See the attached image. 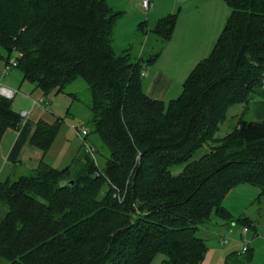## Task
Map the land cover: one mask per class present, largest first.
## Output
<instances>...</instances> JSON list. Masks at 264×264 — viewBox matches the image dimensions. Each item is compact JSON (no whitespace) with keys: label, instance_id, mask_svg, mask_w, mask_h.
Masks as SVG:
<instances>
[{"label":"trees","instance_id":"obj_1","mask_svg":"<svg viewBox=\"0 0 264 264\" xmlns=\"http://www.w3.org/2000/svg\"><path fill=\"white\" fill-rule=\"evenodd\" d=\"M224 1L230 13L209 55L181 94L162 102L141 84L158 53L138 62L114 53L121 12L106 0H0V62L14 58L22 80L44 97L83 80L85 137L109 151L102 170L84 155L61 170L43 164L0 182V264H149L157 254L162 264H201L207 244L199 232L213 225L212 211L233 220L221 205L227 193L250 183L264 199V122L239 117L214 137L229 107L264 87V0ZM174 23L175 14L152 30L166 41ZM22 119L0 96V140ZM60 124L39 120L30 143L47 152ZM76 163L75 179H65ZM234 222L250 226L247 217ZM251 258L250 250L231 252L224 264Z\"/></svg>","mask_w":264,"mask_h":264},{"label":"crops","instance_id":"obj_2","mask_svg":"<svg viewBox=\"0 0 264 264\" xmlns=\"http://www.w3.org/2000/svg\"><path fill=\"white\" fill-rule=\"evenodd\" d=\"M149 1L152 3L151 11L148 10L147 12L149 18L144 19L147 22V27L149 25L148 23H153L152 19H154L158 13V0ZM191 1L192 0H186L175 14L174 27L168 40L163 41L156 34L154 35L156 37L151 36L150 38V40H154L157 43L159 42L158 40L164 42L161 53L164 54L165 60H169V63L167 64L168 66L166 67H159L157 65L158 60H156V63L154 62L155 64H152L151 69L148 72L144 71V76L141 80L142 89L151 99L162 102L175 99L171 96L175 88L180 85L183 86L185 79L193 68L201 60L206 58L211 47L210 45L213 43L215 44L222 31V21L225 19L227 13L225 7H220L214 0H202L192 4L190 3ZM106 2L112 9L121 12V16L119 17L115 28L120 20L126 16L125 11L127 12L126 9H128L132 2H135L136 5L141 8V0H106ZM172 11L173 9L171 8L169 13H172ZM142 21L143 20H140V22L137 23L138 30L141 32L140 35H143L144 25L139 28V24H141ZM155 25L156 24H154V26ZM159 55L161 54L158 53V56ZM133 60L138 62L144 60V58L138 55L134 57ZM2 64L4 65V62H0V77L4 80V76L8 72L3 74ZM143 70H145V67ZM18 81L20 82L18 83ZM0 82L11 90H15L14 88L18 89L16 90L18 93L11 99L12 110L19 114L22 112L28 113V116L22 119L19 129H7L0 140V182L15 181L21 176L31 175L43 164L54 168V164L45 161L47 152L44 153L40 148L32 145L30 139L35 132L36 123L39 120L51 122L53 118H60L56 114L58 113L57 110L49 108V103L58 96H63L65 100L70 99L68 104L64 101L67 104L65 114L69 115V107L72 103L71 99H73L71 98L72 96L64 93L65 95L50 94L49 96L44 97L42 93L35 88L34 84L23 81L22 75H19V80L14 81V83L17 84L11 85L12 88L5 85L2 80H0ZM239 117H244L255 123L264 122V87L254 89L253 98L248 102L235 103L229 107L224 121L225 123L223 122L225 125L227 124L226 129L233 128ZM224 136L225 135L215 139H221ZM78 141L83 142L81 139H78ZM247 216L248 215L244 214L242 217ZM212 224L213 225L209 226L207 229H203V232L210 231L215 234L220 232V230L221 232H224L225 230L233 232V228L236 226H239L241 229L240 237L237 239V241L242 243L240 250H231L228 254L231 252L242 253L241 249L243 247V240L240 238L246 239L250 232L249 228H254L251 224L250 227H248L238 225L235 222L224 224L223 227L214 223ZM243 227H248L249 229L246 236H242ZM217 235L219 236V246L225 247L227 242L224 244L220 242V238L224 236H220L219 233ZM255 243V240L251 243L249 242L250 246L248 247V250L252 252V258L247 264H252L255 254L257 253L256 250L252 248Z\"/></svg>","mask_w":264,"mask_h":264},{"label":"rangeland","instance_id":"obj_3","mask_svg":"<svg viewBox=\"0 0 264 264\" xmlns=\"http://www.w3.org/2000/svg\"><path fill=\"white\" fill-rule=\"evenodd\" d=\"M199 1L202 0H192L190 3H197ZM214 1L220 7H225L227 11L226 17L222 21L223 25L221 26V28L223 29L226 19L229 16L230 9L228 6H226L224 0ZM185 2L186 0H158V13L154 17V19H152L153 23H148V27L146 26L147 22L144 20L149 18L147 16L148 11H143L142 8L138 7L135 2H132L131 5H129L128 9H126L127 12L125 11L126 16L122 20H120L119 24L114 29V39L112 43L114 53L120 55L127 52L133 58L140 55L142 58H144V60L149 56L159 53L161 55H159L156 59L158 60L157 65L159 67L168 66L167 64L169 63V60H165L164 54L161 53V50H163L162 48L164 42L158 40L159 42L157 43L154 40H150L151 36L156 37L154 36L155 33L152 31V29L154 28V24H157L158 21L162 18H166L170 15L176 14L179 8ZM171 8L173 9V11L172 13H169ZM140 20H143L141 23L142 25H144L143 35H140L141 32L138 30L137 23H139ZM141 24H139V26ZM213 45L214 43L210 45L211 47L209 49L208 55ZM152 64L145 66L144 71L148 72L151 69ZM19 75H21V73L13 68L4 76V80L1 79V77L0 80H2L5 85L12 88L11 85L17 84L14 83V81L19 80ZM20 81H18V83ZM14 89L18 90L17 88ZM181 91L182 85L176 87L171 95L172 98H177L181 94ZM64 93L74 95V97L73 95L71 97L73 99H71L72 103L69 107V115L65 114V109L68 102H70V99L65 100L63 96H58L49 103L50 109H55L58 111V113L56 114L58 117H60L61 124L59 125L58 135L56 139L53 141L51 147L47 151L45 161L54 164V168L61 170L66 166H70L73 160L76 159V157L82 158L84 155H87L89 159L94 163V165L102 170L106 160L109 157L108 149L102 144L98 137L92 134H90L88 137H84V142H86L88 146H90L89 150L87 151L86 147L84 149V146L82 147V149L81 146L83 145V142L78 141V139L80 140V138L77 136L73 129V127L75 126L78 129L85 128L87 130V133L90 132V127L88 126L90 113L87 109V106L90 103V95L87 85L83 80L77 79L75 82L65 88ZM64 101H66L67 104ZM224 123L220 125V129L214 136L215 138H220L230 132L232 127L230 129H226L227 124L225 125ZM209 148L210 144L204 145L194 154L192 160H196L202 155L206 154L210 150ZM73 167L74 169L70 170L69 174L65 175V179H75L76 169L78 171L81 167L78 163H76V165H74ZM119 199H121V197H119ZM221 205L224 207V209H226L227 213L233 219L230 223H233L236 219L242 217L244 214L247 215V211L251 207L257 206V209L253 210V213L247 216L248 219L250 218V224L254 228H249L250 232L246 239L248 238L247 240L250 243L254 240L256 242L252 246V248H254L257 252L252 264H264V199L259 198V190L250 183L238 184L227 193ZM210 220L211 223H214L221 227H223L224 224H227L222 218L218 216V214L214 210L212 211ZM240 232L241 229L239 228V226L234 227L233 232H228L226 230L224 232H221L220 230V232L218 233L220 234V236H224L227 241L225 247H220L219 236L217 235L218 233L215 234L211 233L210 231L203 232V230H201L199 232V235L201 237H204L207 244V252L201 264H223L224 258L226 257L228 252H230L231 250H240L242 243H240V241H237V239H239L240 237ZM240 239L243 240L242 238ZM163 260L164 256L162 254H157L149 264H162Z\"/></svg>","mask_w":264,"mask_h":264},{"label":"built area","instance_id":"obj_4","mask_svg":"<svg viewBox=\"0 0 264 264\" xmlns=\"http://www.w3.org/2000/svg\"><path fill=\"white\" fill-rule=\"evenodd\" d=\"M152 7V3L149 0H141V8L143 11L147 12L148 10H150ZM16 67V61L14 58H10L7 62L4 63V67H3V74L7 73L8 71L12 70L13 68ZM141 76H144V70L141 73ZM18 93V91L16 90H11L9 88H7L6 86H4L1 82H0V96L11 100L16 94ZM20 116L22 118H26L28 116L27 112H22L20 114ZM75 133L77 134V136L83 141V144L86 146L87 151L89 150V148L87 147L86 143L84 142V137L87 135V130L85 128H81L78 129L76 127H73ZM249 229L248 227H243L242 228V236H246V234L248 233ZM220 242L222 244L226 243V239L224 237L220 238ZM249 247V241L247 239H243V247H242V252H245L248 250Z\"/></svg>","mask_w":264,"mask_h":264},{"label":"water","instance_id":"obj_5","mask_svg":"<svg viewBox=\"0 0 264 264\" xmlns=\"http://www.w3.org/2000/svg\"><path fill=\"white\" fill-rule=\"evenodd\" d=\"M253 208H255V209H253ZM257 209V206H253V207H251L250 209H248V211H247V215H251L253 212V210H256Z\"/></svg>","mask_w":264,"mask_h":264}]
</instances>
